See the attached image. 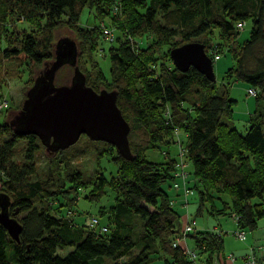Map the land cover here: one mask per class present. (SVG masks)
<instances>
[{"label":"trees","instance_id":"obj_1","mask_svg":"<svg viewBox=\"0 0 264 264\" xmlns=\"http://www.w3.org/2000/svg\"><path fill=\"white\" fill-rule=\"evenodd\" d=\"M0 4L4 5V14L0 13V64L3 59H14L25 61L32 73L35 68L39 70L53 58V31L66 26L79 39L77 42L72 36L78 46L76 63L86 83L97 90L115 89L123 115L127 118L129 114L136 121L130 124L128 134H136V140L129 138L131 159L122 156L112 143L88 137L85 147L98 156L109 153L118 163L110 178L100 171L91 174L73 168L63 156L74 147L71 144L51 153L63 156L60 160L64 162L62 184L54 190L52 177H29L36 170L39 138L16 134L8 120L0 123V194L7 196L9 213L16 211L14 216L21 223L19 240L0 223V264H98L104 258L119 264L117 259L123 256L120 264H154L158 257L163 264H194L180 246L173 245L181 229L177 225L179 214L163 186L172 185L177 164L185 163L184 151L195 176L191 188L197 189L200 203L204 198L211 199L213 191L226 193L229 201L214 210L230 207V215H238V227L255 226L256 218L264 215V0H0ZM84 6L93 9L99 24L88 26L80 21ZM42 16L45 19L39 31L15 29L17 20L34 21ZM247 17L252 18L250 33L239 43L237 22H246ZM105 19L109 26L104 24ZM40 23L37 21V26ZM104 28L111 29L112 37L106 36ZM115 29L119 36L114 34ZM213 29L220 41H202L211 59H215L213 51L219 56L229 51L234 64L225 74L257 90L255 108L244 132L234 123L236 98L230 96L228 85L216 84L215 79L192 65L181 70L170 56L171 47L197 40ZM174 36L180 39L172 41ZM104 38L117 40V45L108 47L110 75L105 76L99 67L98 76L105 82L90 83L89 69L81 57L87 50L95 51ZM90 62L92 66L97 63L93 58ZM62 66L69 74L55 75V83L68 82L72 75L73 65ZM6 133L12 136L6 137ZM180 134L186 136L184 146ZM18 138L27 142L23 158L16 162L12 155ZM160 142H177L179 146L177 157L164 151L168 157L164 168L144 156L147 148ZM105 187L116 192L114 204L108 208L110 228L103 225L107 229L100 231L102 225L96 229L70 216L80 194L93 201ZM64 208L66 212H62ZM103 210L99 209L101 215ZM136 220L142 230L134 236ZM187 236L205 262L212 260L214 251L223 249L219 232L195 228ZM66 245L71 246L66 253L57 251ZM134 247L138 251L134 252ZM259 259L263 261L264 254Z\"/></svg>","mask_w":264,"mask_h":264},{"label":"rangeland","instance_id":"obj_2","mask_svg":"<svg viewBox=\"0 0 264 264\" xmlns=\"http://www.w3.org/2000/svg\"><path fill=\"white\" fill-rule=\"evenodd\" d=\"M6 9V8H5ZM0 13L4 14V5L0 4ZM6 14V13H5ZM7 17L8 14H7ZM22 19V18H21ZM44 17L36 18L34 21H26L24 19L15 21V29L21 31L25 29L26 31H39L40 27H43ZM41 21L37 26L36 22ZM80 21L84 23V25H92L99 24L100 20L96 19L93 16V9H90L88 6H84L80 13ZM104 24L109 26L108 19L104 20ZM252 26V18L247 17L246 22L244 23L243 28H241L237 34V41L241 43L243 40L248 38L250 29ZM9 32V31H8ZM68 34L73 36L77 42L79 39L76 37L75 33L70 30L66 26H60L53 31L54 40L60 35ZM114 34L117 36L120 35L118 30H114ZM4 36V34L2 35ZM140 39V38H137ZM180 39L179 36H174L173 40ZM195 39L203 41L205 39L210 40L212 43L220 41L217 36V30L213 29L211 32H206L200 34ZM143 40V39H142ZM141 40V43H142ZM222 42V41H221ZM4 40L1 39V46H4ZM110 45H117V40L109 41L107 38H104L99 44L98 48L95 51L85 52L81 57V62L85 63L87 68L89 69L90 78L87 79L90 83L99 84L100 80L104 81L98 76L99 67L103 71L105 76L110 75V58L108 55V47ZM91 58L95 59L97 63L95 66L91 65ZM234 64V58L229 51L224 50L218 58L212 59L213 71L215 75L216 84L226 83L230 90V96L237 99V105H235L234 109L236 111V117L234 119V123L237 129L240 132H244L247 126L246 120L243 119L241 115H237V110H241V107L245 106V98L247 97L246 87L247 85L242 84L241 82L237 83L235 79L232 77H228L225 74V70L228 66ZM91 67H90V66ZM12 71L10 72V70ZM38 68L33 69V73L29 69V65L25 61L17 62L14 59H3L0 64V98H4L7 100L6 109L0 110V123H3L9 119L12 113H14L18 108H20L23 98L25 97L26 89L31 85L30 78L34 76ZM68 73V68L61 66L56 75H64L66 76ZM56 76V77H57ZM71 77V74L70 76ZM70 80V79H69ZM68 80V82H69ZM57 81V79H55ZM105 82V81H104ZM58 83H65L58 82ZM254 97V95H251ZM128 122L130 124H136L134 118L127 114ZM6 137L12 136L10 133L5 134ZM180 141L183 143V146L186 143V136L184 134H180ZM129 138L136 140L135 132H131ZM27 139L26 138H18L15 143V153L12 155L13 161H20L23 158V151L26 146ZM89 138L84 133L80 134L79 138L71 144L74 146L69 148L63 156L68 158L67 162L75 169L81 170L84 173H91L95 171L94 174H97L99 171L103 172L107 178L114 175L118 168V163L112 158V155L109 153H103L100 156L96 154V152L90 147H85L88 144ZM39 146L36 152V170L29 177L32 180L39 179L45 180L48 176L52 177L53 183L51 184V189H56L61 185V179L64 174V162L62 159L63 156H51L48 150H46L45 146L39 141ZM181 143V144H182ZM167 150L170 156L177 157L179 146L177 142H171L168 145L164 142H160L157 147L147 148L144 151V156L156 162L161 167H166L167 162V154L164 152ZM115 151V148H114ZM183 159L185 161V170L188 172V186L194 184V173L192 168V163L187 157L186 151L183 152ZM65 161V160H64ZM60 181V182H59ZM171 184V183H170ZM164 184V188L167 190L171 197H175V188L172 189V185ZM197 186H201L199 182H197ZM180 193V198L175 197V201L172 204L174 209L179 214V219L177 225H183L185 213L189 215V218L195 219V227L198 230L205 231H215L221 233L223 238V249L220 253L214 251L212 253V259L214 258H228L230 255H233L235 259H233V264H242L243 257L250 252V247L254 246L255 249L257 245L264 243V215L256 218V224L253 228L243 227L242 229L245 231V238L239 239L234 231L240 227L237 225L236 219H234L230 215V207L223 211H215L216 209H220L223 205V201H229V196L226 193L217 194L215 191L211 192L212 198H204L200 203L199 193L197 189H193L191 193L187 196V203L182 201V193ZM116 197V192L109 188L105 187L104 193L96 200H88L84 197L83 194L76 199V203L72 209H70V216H72L77 222L89 224L90 218L92 216H96L98 218V223L94 224V228L98 229L100 225H108L109 228L112 226L110 222V213L109 206L114 204ZM104 208L103 214L99 213L100 208ZM215 209V210H214ZM67 208H64L62 212H66ZM23 212L17 214L19 217ZM109 214V215H107ZM109 220V221H108ZM142 227L140 225V221L134 222V236L140 233ZM109 231L105 232L107 235ZM187 240L189 244L193 245V240L190 236H187ZM71 246L66 245L64 247H59L58 252L61 254L66 253L70 250ZM133 251H138L137 247L133 248ZM162 254V253H161ZM125 259V256L117 259L119 264L121 261ZM264 263V260L262 261ZM98 264H112V261L104 258ZM154 264H163L162 257H158L154 260Z\"/></svg>","mask_w":264,"mask_h":264},{"label":"water","instance_id":"obj_3","mask_svg":"<svg viewBox=\"0 0 264 264\" xmlns=\"http://www.w3.org/2000/svg\"><path fill=\"white\" fill-rule=\"evenodd\" d=\"M78 46L75 39L63 34L55 39L53 58L36 72L25 97L8 119L18 135L34 134L53 153L74 143L80 134L92 140L112 143L125 158H133L129 144L130 123L116 102L115 89H95L86 83L84 72L76 63ZM175 66L181 70L190 65L208 78L215 79L211 56L205 44L190 40L170 49ZM69 63L73 72L69 82L55 83L57 70ZM9 200L0 194V223L9 235L19 240L21 223L8 211Z\"/></svg>","mask_w":264,"mask_h":264},{"label":"built area","instance_id":"obj_4","mask_svg":"<svg viewBox=\"0 0 264 264\" xmlns=\"http://www.w3.org/2000/svg\"><path fill=\"white\" fill-rule=\"evenodd\" d=\"M245 21H238L237 26L238 28H243ZM104 33L106 36L112 37V31L110 28H104ZM219 54L215 51H213V58H218ZM257 90L253 86H248L247 87V93L249 95H256ZM7 106V100L4 98H0V110L3 109L4 107ZM181 150V148H180ZM182 152V150L180 151ZM184 162L180 161L177 164V168L174 171L175 179L172 181V187L175 189H178L182 186V199L184 203H187V195L193 191L191 187L188 186V179H187V171L184 169ZM180 178L182 183H180L177 179ZM174 200H171L170 202H173ZM231 216L238 220V215L235 214L234 212L231 213ZM97 223V218L95 216H92L90 218V225H94ZM195 219L194 218H189V215L185 213L184 216V222L183 225H181L180 229V234L175 237L173 241V245H178L182 248L184 254L193 261L194 264H223V261L220 258H214L210 262H205L199 258V252L197 246L193 243L189 244L187 240V233L191 232L195 229ZM106 226H101L100 231L106 230ZM234 234L239 238V239H244L245 238V231L240 227L234 231ZM264 254V243L257 245L256 249L254 246L250 247V252H248L244 257H243V262L242 264H262V261L259 259V256ZM229 259L233 261L235 257L233 255L229 256Z\"/></svg>","mask_w":264,"mask_h":264},{"label":"crops","instance_id":"obj_5","mask_svg":"<svg viewBox=\"0 0 264 264\" xmlns=\"http://www.w3.org/2000/svg\"><path fill=\"white\" fill-rule=\"evenodd\" d=\"M235 81L237 82V83H239V82H241V81H239V80H237V79H235ZM242 84H244L243 82H241ZM246 84V83H245ZM244 84V85H245ZM247 85V87H248V84H246ZM247 87H246V93H247ZM230 91V90H229ZM247 97L244 99L245 100V106H244V108L243 107H241V110L239 111V110H237V112H240V113H237V115H241L242 117H243V119L244 120H246V122H247V119H248V116H249V114L254 110V108H255V96L253 97V96H251V95H249L248 93H247V95H246ZM237 99H236V101H235V103H234V105H233V120L235 119V118H237L236 117V111H235V109H234V107H235V105H237ZM180 183H182V181H181V179L180 178H178L177 179ZM172 189H174V188H172ZM179 191H181V193H182V186L180 187V188H178V189H175V191H174V193H175V197L177 196L178 198H180V193H179ZM183 196V195H182ZM171 197V196H170ZM175 197H171L172 199H174V201H175ZM182 199V198H181ZM182 201H183V199H182ZM222 261H223V264H233L232 263V261L230 260V259H228V258H225V257H222V258H220Z\"/></svg>","mask_w":264,"mask_h":264}]
</instances>
